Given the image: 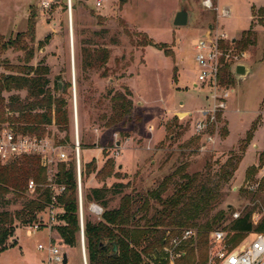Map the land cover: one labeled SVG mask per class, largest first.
Returning a JSON list of instances; mask_svg holds the SVG:
<instances>
[{
    "label": "rangeland",
    "instance_id": "1",
    "mask_svg": "<svg viewBox=\"0 0 264 264\" xmlns=\"http://www.w3.org/2000/svg\"><path fill=\"white\" fill-rule=\"evenodd\" d=\"M38 1L37 17L42 16L46 25H52V32L41 37L43 41L49 36L48 42L39 47L34 38L33 44L25 42L26 51L12 48L0 51V73L10 74L7 69L26 64V59L32 56L29 65L49 68L51 88L57 82L70 84L66 96L68 131L62 132L53 122L42 135L50 136L55 142L64 141L70 158L76 137L74 83L77 136L79 145L84 147L80 149L81 168L93 161L98 171L110 159L115 165L113 173L119 175L104 181L96 173L84 176V223L100 220L89 211L91 202L85 199L92 188L103 185L110 188L116 183L127 185L120 194L108 198V208L116 207L123 195H138L148 200L145 215L148 220L161 209L159 198L170 197L186 180L184 176L199 174L194 189L202 186L207 203L195 223L203 225L222 211L224 220L213 229L222 232L224 240L212 245L207 238L202 246L196 240L192 264L205 263L212 253L220 250L239 249L248 244L253 234H264L254 230L234 239L235 234L223 229L235 220L233 214L239 218L251 212L254 228L264 220V165L259 167V155L264 149V0H218L219 11L229 9L230 15L225 18L218 17L216 10L204 9L202 0H126L123 5L120 0H99V8L95 7L98 0H88V6L81 0L78 4L70 0V26L68 0L50 1L46 9L40 6L42 0ZM210 1L217 8V0ZM22 4L23 0H0V31L4 41H22L12 33L21 28ZM180 10L187 13V24L175 27L174 17ZM244 32L252 35H243ZM145 35L153 43L167 44L173 58L151 47L143 51L140 45ZM214 36L219 37L229 55L231 84L221 89L230 86L234 93L227 100L226 110L218 113L215 142L207 144L194 134L195 122L212 108L208 86L201 87L197 80L199 68L194 43L200 39L212 40ZM231 39L236 43L241 39L249 42L245 49L237 51ZM83 49H107L106 77H101L103 69H82ZM238 65L246 69L242 77L234 73ZM123 88L132 93V108L120 123L108 127L112 107L108 92H123ZM20 95L23 98L26 94ZM4 127L13 129L8 122L0 125V129ZM210 128L215 131V127ZM248 131L252 138L245 145L243 140ZM128 150H141L136 152L139 156L136 167L132 165L136 153ZM229 161L235 170L231 175H223L221 170L230 172V166L226 165ZM250 168L256 170L247 180L245 174ZM6 200L12 203L8 207L11 213L20 211L21 200L15 201L11 194ZM41 214L46 215V210ZM31 224L14 222L8 239L0 246L5 249L0 252V264H44V254L36 246L47 244L50 239L61 241L60 236L48 229L28 235ZM63 251L67 264H82L78 238L74 247L63 245Z\"/></svg>",
    "mask_w": 264,
    "mask_h": 264
},
{
    "label": "trees",
    "instance_id": "2",
    "mask_svg": "<svg viewBox=\"0 0 264 264\" xmlns=\"http://www.w3.org/2000/svg\"><path fill=\"white\" fill-rule=\"evenodd\" d=\"M126 0H120L121 5ZM73 9V8H72ZM37 12L35 7L29 9L27 29L24 33L17 34L22 41L14 43L15 40L4 41L0 36V51L12 48L26 51L29 42L33 44L35 38V24ZM123 26V25H122ZM243 35H252L244 32ZM15 38V39H16ZM49 40L46 36L43 41L38 43L39 47L44 46ZM249 39L235 41L237 51L246 48ZM151 46L163 51V53L173 58V52L167 44H156L152 40L145 39L140 47ZM220 49L226 52L223 43L219 42ZM239 49V50H238ZM81 67L84 70L103 69L101 77H106L104 68L109 53L107 49H83ZM32 58L26 59V64L7 69L10 74L0 73V125L8 122L12 124L15 131L20 133L35 134L42 136L45 128L54 125L62 132L69 129L68 105L66 96L69 83L57 82L54 88L50 87L48 79L49 68L43 65L33 67L28 64ZM220 68L218 70V83L221 87L231 84L229 78L230 64L225 57H221ZM16 69V70H14ZM227 79V80H226ZM20 93H25L21 98ZM4 94H8L5 98ZM112 107L111 115L107 118L106 126L120 123L127 116L132 108V93L128 88H123V92H108ZM10 114V116H9ZM252 134L248 131L243 140L245 145L251 140ZM60 141L59 143H63ZM79 149H84L79 145ZM243 150V149H242ZM93 161L81 168V180L84 176L96 173V177L104 181L105 179L119 175L114 172V163L108 159L104 166L96 171ZM226 165L230 166V172L221 170L223 175H231L235 167L229 161ZM264 165V149L259 155V167ZM255 168L246 171L245 179L250 178V174L255 172ZM174 193L166 198L160 199L157 194L161 209L156 210L154 215L146 220L145 215L149 209L148 200L141 199L140 196L123 195L116 207L109 209L108 199L113 194H120L121 190L127 185L116 183L110 188L103 185L100 188H92L85 196L87 202H94L104 209L100 220L96 223L85 221L84 237L88 264H166L162 249L168 238L178 236L184 229H193L197 232L198 245H206L210 232L216 230L224 220V213L219 211L209 221L203 225L195 223L199 211L203 209L207 201L203 198L202 186L198 185L194 189L200 175L195 174L191 177L184 176ZM33 180L37 185L33 194L27 195V183ZM56 182L64 184L65 193L58 198L64 213L60 217L64 225L58 226L56 232L60 236L62 243L68 247H74L77 240L78 217H77V198L74 162L68 165L59 164ZM264 182V180H263ZM262 184V180H261ZM260 184V185H261ZM209 193V192H208ZM208 193L206 195H208ZM11 194L15 201L21 200L20 211L14 214L8 210L11 201L6 200V196ZM50 201V193L46 188L45 171L40 168L38 158L21 157L20 159L5 165L0 164V246L8 239L15 221L22 224H31L37 220V216L45 209ZM141 222L143 225L141 226ZM223 229L235 234V238L242 234L253 232H264V220L256 227L252 224V213L247 212L241 217L230 221L229 225ZM169 230V231H167ZM237 235V236H236ZM236 242V241H234ZM108 243L116 245V253L113 254L111 248H100V244ZM12 247V246H11ZM193 245H188L183 249L184 255L181 256L176 264H192ZM0 248V252L4 251Z\"/></svg>",
    "mask_w": 264,
    "mask_h": 264
},
{
    "label": "built area",
    "instance_id": "3",
    "mask_svg": "<svg viewBox=\"0 0 264 264\" xmlns=\"http://www.w3.org/2000/svg\"><path fill=\"white\" fill-rule=\"evenodd\" d=\"M201 5L206 10H216L219 12L218 17L225 18L229 15V11L226 9L218 11L217 8H214L210 0H202ZM40 6L46 9L49 7V3L42 1ZM100 6V1H97L96 7ZM219 42V37L214 36L212 40L205 41L200 39L194 43L195 62L199 68L197 80L201 87L204 85L208 86V90L211 92L212 105V108L205 112L206 115L195 122L194 134L202 138L207 144L215 142L218 113L226 110L227 100L234 93L232 87L229 86L221 89L218 83L220 58L225 57L227 60L229 57L227 53H224L220 49ZM241 56L244 57V54H241ZM73 117L76 137L74 152L71 158L66 154L63 143L53 141L50 136L20 133L10 127H4L0 129V164L5 165L21 157L33 156L38 158L40 168L45 171L46 188L50 193V201L45 209H43V211L46 210L47 214L43 216L41 214L43 211L40 212L37 220L27 228V234L31 235L41 229H48L50 232L56 231L58 226L64 225L60 219L64 211L58 202V198L65 193L66 187L64 184L56 182V175L59 164L67 166L70 161L74 162L78 217L77 238L82 264H88L84 237L83 195L76 109L74 110ZM210 127H215V131L212 132ZM36 186L33 180H29L26 187L27 193L33 194ZM88 208L98 218L103 214V208L97 203L91 202ZM237 217V214H233V218L236 219ZM208 238L212 245H217L224 240L223 233L216 230L210 232ZM196 240H198L197 232L193 229H184L178 236L168 238L162 249L163 259L166 264H176L175 262L184 255L183 249L188 245H194ZM63 245L62 240L57 242L50 239L47 244H38L36 249L44 254V264H63V255L65 254ZM202 264H264V234H253L248 244L239 249L229 251L224 249L212 253L208 260Z\"/></svg>",
    "mask_w": 264,
    "mask_h": 264
},
{
    "label": "crops",
    "instance_id": "4",
    "mask_svg": "<svg viewBox=\"0 0 264 264\" xmlns=\"http://www.w3.org/2000/svg\"><path fill=\"white\" fill-rule=\"evenodd\" d=\"M42 1H46V2H48V3H50V1H54V3H58V1L59 0H42ZM77 1V4L79 3V1L80 0H76ZM81 1H83V3L85 4V5H87V1L88 0H81ZM99 1V0H98ZM97 2V1H96ZM101 3V2H100ZM39 5V1L38 0H23V4H22V8H23V11L22 10H20L21 11V17H22V19H21V23H20V25H21V28H16L14 31H12V33H15V34H18V33H24L25 31H26V29H27V20H28V15H29V9L31 8V7H35V8H37V6ZM88 6V5H87ZM95 7H96V3H95ZM101 7V6H100ZM97 8H99V7H97ZM217 9H218V0H217ZM223 9H225V8H223ZM226 10H228L229 11V9H226ZM3 11V10H2ZM219 11V10H218ZM229 15H230V12H229ZM227 17H229V16H227ZM38 20V21H37ZM45 19H43V17L42 16H40L39 15V17H37L36 18V26H35V28H36V30L37 31H35V40L37 41V42H40L41 41V37L44 35V34H47V33H51L52 31H51V26L52 25H46V22L44 21ZM42 21L44 22L43 24H42ZM1 30V29H0ZM11 35V34H10ZM0 36H2V37H4V35H3V33L0 31ZM148 47H151V46H147V47H145V48H143V51L146 49V48H148ZM151 48H153V47H151ZM245 73H246V69H245ZM194 87L196 86V84H194L193 85ZM138 151H141V150H128V152H133V153H136V152H138ZM135 156H134V161H133V166L134 167H136V165H137V161H138V158H139V156H137V153L136 154H134ZM121 167V166H120ZM66 246V245H65ZM67 247V246H66Z\"/></svg>",
    "mask_w": 264,
    "mask_h": 264
},
{
    "label": "water",
    "instance_id": "5",
    "mask_svg": "<svg viewBox=\"0 0 264 264\" xmlns=\"http://www.w3.org/2000/svg\"><path fill=\"white\" fill-rule=\"evenodd\" d=\"M70 0H68V4H69ZM71 8L68 5V13H69V26L71 24V17H70V12ZM187 24V13L183 10H180L176 13L175 17H174V21H173V25L175 27H183ZM69 33H70V38L72 39V34H71V27L69 28ZM235 41V39H231V42L233 43ZM234 73L235 75L242 77L245 75V67L243 65H238L235 67L234 69ZM72 75H73V70H72ZM73 94H74V110H75V90H74V83H73ZM112 247L111 250L113 252V254L116 253V245L115 244H108V243H103L100 244V248L101 249H105L107 247ZM63 264H67V257L64 254L63 255Z\"/></svg>",
    "mask_w": 264,
    "mask_h": 264
},
{
    "label": "bare ground",
    "instance_id": "6",
    "mask_svg": "<svg viewBox=\"0 0 264 264\" xmlns=\"http://www.w3.org/2000/svg\"><path fill=\"white\" fill-rule=\"evenodd\" d=\"M69 6H70V2H69V4H68ZM70 17H71V13H70Z\"/></svg>",
    "mask_w": 264,
    "mask_h": 264
}]
</instances>
